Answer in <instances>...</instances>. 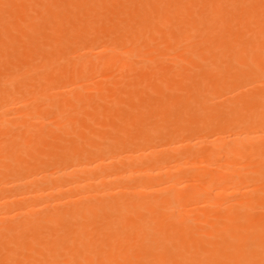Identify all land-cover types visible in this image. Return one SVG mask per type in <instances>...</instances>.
<instances>
[{
	"label": "bare ground",
	"instance_id": "bare-ground-1",
	"mask_svg": "<svg viewBox=\"0 0 264 264\" xmlns=\"http://www.w3.org/2000/svg\"><path fill=\"white\" fill-rule=\"evenodd\" d=\"M101 1L0 0V33L17 32L0 40V63L15 60L0 65V264H264V0ZM163 38L194 43V67L156 85ZM112 63L139 79L102 95ZM61 73L74 85L54 94ZM169 84L183 95L147 102Z\"/></svg>",
	"mask_w": 264,
	"mask_h": 264
},
{
	"label": "rangeland",
	"instance_id": "rangeland-1",
	"mask_svg": "<svg viewBox=\"0 0 264 264\" xmlns=\"http://www.w3.org/2000/svg\"><path fill=\"white\" fill-rule=\"evenodd\" d=\"M44 1V2H43ZM49 0H42V3L40 4V5H36L34 2H32V4H26L24 7H21L20 8V10L21 9H23V11H26L28 8H30L29 10H30V12L32 11L33 12V10L34 9H31V8H33L35 5L37 6V9H42V7H43V10H44V5L46 6L48 3ZM106 1H109V4L108 5H106L108 2H106ZM110 1H112V2H110ZM116 2H115V4H113V2H114V0H104V1H101L102 2V5H104L105 3V5L107 6H105V7H103V11H104V13H108V11H109V8L110 9H116L117 8V3H118V5H120L123 1L122 0H120V4H119V1L117 2V0H115ZM3 3H6L5 1L3 2ZM31 3V2H30ZM47 3V4H46ZM201 3V2H200ZM34 4V5H33ZM29 7H28V6ZM110 5H114V6H110ZM35 6V7H36ZM28 7V8H27ZM113 7V8H112ZM116 7V8H115ZM26 8V9H25ZM106 8V9H105ZM108 8V9H107ZM189 8H190V10H192V6H189ZM37 9H35V10H37ZM93 10V9H92ZM90 11V10H86V11H90L88 14H90L91 12H93V11ZM99 10H101V9H99ZM101 10V11H102ZM114 10H111V11H114ZM85 11V12H86ZM110 11V12H111ZM26 12H28V10L26 11ZM100 12V11H99ZM109 12V13H110ZM103 13V12H102ZM84 14H87V13H84ZM6 16H8V14L6 15ZM5 17V16H4ZM3 17V18H4ZM9 17V16H8ZM7 17V18H8ZM7 18H4V19H6L7 20ZM6 20H4V21H6ZM40 20V19H39ZM38 20V21H39ZM45 30H47L46 28H45ZM14 31H15V29L14 28H12L11 30H9V33H13L12 35H9V33H7V34H2V33H0V40H4L5 41V39H7V41H9V39L10 38H13V37H16V35H17V32L15 31V33H14ZM29 33V32H28ZM32 33V35H33V31L31 32ZM2 34V35H1ZM4 35V36H3ZM3 37V38H2ZM32 38V37H31ZM164 40H163V42H161L159 45H154V46H152L151 47V49H150V51H149V54H153L154 52H155V54H153V56H151L152 58H153V64H151L150 66H152V67H156L155 69H157V72L156 73H158L157 75H156V77L153 75V80L156 82V85L158 84V83H160L161 82V80L158 82V80L160 79V78H163L164 76H165V73H166V71H168V70H170V69H172L173 68V66H175L174 68H178V67H180V68H189V69H191V68H193L194 66L191 64V59H192V54H193V52H195V47H196V45L193 43V44H190V46L188 47H185L184 49H179L178 51L177 50H173V49H171L170 48V46H169V42H168V40H169V38H163ZM166 39V40H165ZM28 39H26L25 41H27ZM164 41H165V43H164ZM171 45V44H170ZM172 46V45H171ZM156 47H159L161 50H159L161 53H159L158 52V49L156 48ZM155 48H156V50H155ZM193 48H194V50H193ZM90 49V47H84V48H82V51L83 52H87L88 50ZM154 51V52H153ZM157 52V53H156ZM9 56H6L5 57V59L4 60H2V62L3 63H0V65L1 66H4V67H7V65L8 66H10L13 62L12 61H15L14 60V57H12V56H10V55H12V54H8ZM155 55L158 57V59L155 57ZM188 55V56H187ZM186 56V57H185ZM9 58V59H8ZM154 58H155V60H154ZM12 59V60H11ZM177 59V60H176ZM186 59V60H185ZM174 60V61H173ZM180 60H182V61H180ZM163 61H165V62H163ZM6 62V63H5ZM157 62H159V63H157ZM162 62L164 63V65H166L165 67H163L164 65L162 64ZM156 63V64H155ZM161 63V64H160ZM4 64V65H3ZM57 64H59V65H61L60 63H57ZM111 64V63H110ZM110 64H108L107 66H108V68H105L104 66H103V68H101L100 70H99V75L97 76V77H95V78H93V80L94 79H96V81L98 82V86H99V89H100V94H101V91H102V95H104L105 94V92L103 93V91H107V95H109L111 92V90L113 89L114 90V92L113 93H115L118 89H120V86H122L121 84H120V86H118L119 85V83H118V81L121 79L120 77L123 75V77L124 76H127V71H128V73L130 72V74L127 76V77H129V78H127V77H124L125 79H126V81H128V83H129V81L130 82H133V81H131V80H134V78L136 79H139V77H137V74L135 73L136 72V69H132V68H124V69H122V70H120V69H117L116 67V70L114 69V67H112L114 64L112 63V65H110ZM142 64V63H141ZM139 65V63L138 64H136V65H138V66H136V67H138V68H140V67H142V65ZM169 64H171V66L169 65ZM174 64V65H173ZM250 64H252L251 66H253V63L252 62H250ZM250 64L248 65V63H247V65H246V67L244 66V68H247L248 69V67H250ZM162 65V66H161ZM173 65V66H172ZM187 65V66H186ZM189 65V66H188ZM57 66L58 65H55V67L57 68ZM248 66V67H247ZM54 67V68H55ZM160 67V68H159ZM191 67V68H190ZM111 68H112V71H111ZM114 69V70H113ZM129 69H131V70H129ZM159 69V70H158ZM195 69H197V71H201L202 72V70H201V68H196L195 67ZM117 70H120L119 72L117 71ZM135 71V72H134ZM199 71V72H200ZM118 72V73H117ZM122 72H123V74H122ZM90 73V72H89ZM103 73V74H102ZM106 73V74H105ZM101 74V75H100ZM119 74H121V76L119 75ZM124 74H126V75H124ZM134 74H136V77H135V75ZM56 75H58V74H56ZM62 75V76H61ZM106 75V76H105ZM132 75L134 76V78L132 79ZM164 75V76H163ZM64 76V77H63ZM105 76V77H104ZM117 76H118V78H120L119 80H117ZM120 76V77H119ZM139 76V75H138ZM163 76V77H162ZM107 77V78H106ZM113 78V79H111V78ZM63 78V79H62ZM104 78V79H103ZM123 78V79H124ZM157 78H158V80H157ZM80 79V78H79ZM100 79H103V80H101L100 81ZM111 79V80H110ZM130 79V80H129ZM117 80V81H116ZM80 81H81V83H80ZM85 79H80L78 82H79V84H84L85 82H87V80L85 81ZM165 81V80H164ZM163 81V82H164ZM77 82V83H78ZM89 82H90V80H88V82L86 83L89 87L87 88V89H85V95L87 94V97L88 96H94L95 94H96V92H97V90H98V88L96 89V88H93V87H91V86H93V84L91 83V84H89ZM104 82V83H103ZM117 82V83H116ZM119 82H121V81H119ZM154 82V83H155ZM128 83H126L125 82V85H123V86H127L126 87V89H129V87H128V85H126V84H128ZM72 84L74 85V83H72V79L71 78H69V76H68V74H66V73H61L60 75H58V76H56L55 77V79H53V82L51 83V85H50V88L51 87H53V90H54V88H56L55 90H54V94H56V93H58V92H61V91H66V90H68L71 86H72ZM187 84H189V82L187 83ZM65 85V86H64ZM67 85V86H66ZM69 85V86H68ZM170 86H168L167 88H165L164 86H162V87H164L163 89H165V90H163V92H161V93H152L153 92V90L151 89V91H150V94L151 95H153L152 97V100L151 99H149V97H146V95H144V97L146 98V99H148V101L147 102H149L150 101V103L152 104H155V101L157 102V104H159V105H162V104H164L165 102L164 101H166L168 98H169V96L170 95H172V96H175V97H177V98H179L180 96H182L183 94H182V91H181V89L180 88H178L177 86L175 87V85H173V84H169ZM97 86V87H98ZM69 87V88H68ZM173 87V88H172ZM91 88V89H90ZM117 90H116V89ZM63 89V90H62ZM66 89V90H65ZM57 90V91H56ZM59 90V91H58ZM116 90V91H115ZM150 90V89H149ZM56 91V92H55ZM87 91V92H86ZM98 92V93H99ZM118 92V91H117ZM171 92V93H170ZM236 92V91H235ZM235 92H233V95L236 97L237 95H236V93ZM166 93H168L167 95H166ZM52 94V93H51ZM112 94V93H111ZM110 94V95H111ZM122 95H120V97H122V103H121V106H120V109L121 108H123V109H121V111L122 112H124V113H126V112H132V110H133V106L134 105H140L141 103H139L140 101L138 100V102L136 101V98H134V100H133V96H132V98L130 97L131 95H130V93L128 94V93H126V92H123V93H121ZM125 94V95H124ZM232 94V93H231ZM53 95V94H52ZM107 95H105V96H107ZM113 95V94H112ZM169 95V96H168ZM124 96H126V97H124ZM128 97V98H127ZM156 97V98H155ZM130 98V99H129ZM222 98V99H221ZM138 99V98H137ZM101 100V99H100ZM126 100L128 101V102H126ZM133 101V102H132ZM153 101V102H152ZM162 101V102H161ZM213 101H214V104L216 105V106H218L220 103H222L223 101H225V96L224 95H216V96H214V99H213ZM130 102V103H129ZM132 102V103H131ZM217 104H216V103ZM71 103L73 104L74 103V101L73 100H71ZM136 103V104H135ZM183 105V104H182ZM18 106V107H17ZM10 109H12V111L11 112H13V110H17V108L19 109V103H16V104H10ZM132 107V108H131ZM168 108H170L171 109V107L170 106H164L163 108H162V112H169L167 109ZM173 108H175V105H173L172 106V110H173ZM163 109H165L164 111H163ZM129 110H131V111H129ZM167 110V111H166ZM85 112H81V113H78V114H74V116H76V117H78V118H84L85 117V114L86 113H88L89 111H90V108H86L85 110H84ZM46 112H48L47 111V109H46V111H44L43 113H41V114H37V115H31V117H33V120H34V123L36 124V125H38V123L39 122H37V120L39 121V117H50V118H53V114H51V113H46ZM9 114V113H8ZM14 114V113H13ZM13 114H9V116H7L8 118H10L11 116H13ZM47 114V115H46ZM127 114H129V113H127ZM223 114V111H218V112H216V116H221ZM73 115V114H72ZM78 115V116H77ZM140 117V116H139ZM139 117H137V119L136 120H134V121H136L135 122V124L136 123H138V124H140V123H144V120H143V118L142 117H140V120L138 119ZM40 119H42V118H40ZM113 119V118H112ZM146 121H149V120H146ZM167 124L166 125H168V123L170 124L171 122H169V121H167L166 122ZM48 130V129H47ZM4 135V134H3ZM2 135V136H3ZM2 138H0V140H1ZM64 143V144H63ZM66 143L64 142V141H60V143H59V145L60 146H64ZM40 149L44 152V153H47L46 154V156H49L50 154L51 155H54V154H56L58 151H59V149H57V148H55L52 144H43V145H40ZM55 149V150H54ZM58 150V151H57ZM53 151H55V152H53ZM45 158H47V159H55V156H53V157H45ZM54 167H56V166H50L49 167V170L50 171H56L57 170V168H54ZM3 170V168L1 167L0 168V171H2ZM240 193L241 194H243V192H241L240 191ZM240 193H236L237 194V196H238V194L240 195ZM232 195H235L234 193L232 194ZM232 195H228L227 196V198H226V196H223V198L225 199H228V197L229 196H232ZM237 196H235V197H237ZM232 197H234V196H232ZM239 197V196H238ZM220 198V197H219ZM221 198H222V196H221ZM221 198H220V200H221ZM222 198V200H224ZM229 198H231V197H229ZM224 201H226V200H224ZM260 207H258V209H259ZM198 213H199V211H197ZM192 213H194V212H192ZM200 213L202 214V212L200 211ZM199 213V215H201ZM195 216V215H194ZM197 216V215H196Z\"/></svg>",
	"mask_w": 264,
	"mask_h": 264
}]
</instances>
